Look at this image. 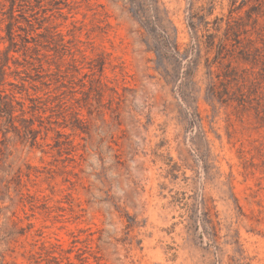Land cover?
<instances>
[{"label": "rangeland", "instance_id": "1", "mask_svg": "<svg viewBox=\"0 0 264 264\" xmlns=\"http://www.w3.org/2000/svg\"><path fill=\"white\" fill-rule=\"evenodd\" d=\"M0 88V264H264V0H0Z\"/></svg>", "mask_w": 264, "mask_h": 264}, {"label": "trees", "instance_id": "2", "mask_svg": "<svg viewBox=\"0 0 264 264\" xmlns=\"http://www.w3.org/2000/svg\"><path fill=\"white\" fill-rule=\"evenodd\" d=\"M10 33L12 34L11 31H10ZM8 58H9V56L7 54L5 56V62L3 64V66L7 64ZM1 74L2 75L5 74L4 69L2 67H1ZM14 101L20 102L17 100V97L15 96V94L13 92L6 93L4 91V89L0 88V115H6L8 118H10L12 120L14 117L13 114H14V110H15V106L13 105Z\"/></svg>", "mask_w": 264, "mask_h": 264}]
</instances>
